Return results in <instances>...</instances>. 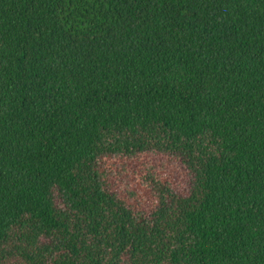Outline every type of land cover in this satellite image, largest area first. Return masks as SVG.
<instances>
[{
	"label": "trees",
	"instance_id": "1",
	"mask_svg": "<svg viewBox=\"0 0 264 264\" xmlns=\"http://www.w3.org/2000/svg\"><path fill=\"white\" fill-rule=\"evenodd\" d=\"M0 264H264V0H0Z\"/></svg>",
	"mask_w": 264,
	"mask_h": 264
}]
</instances>
